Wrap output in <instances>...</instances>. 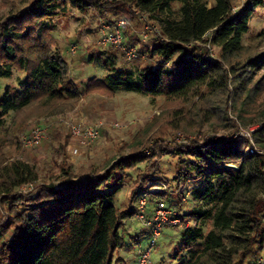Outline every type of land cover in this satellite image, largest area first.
Instances as JSON below:
<instances>
[{"label": "trees", "instance_id": "1", "mask_svg": "<svg viewBox=\"0 0 264 264\" xmlns=\"http://www.w3.org/2000/svg\"><path fill=\"white\" fill-rule=\"evenodd\" d=\"M262 2L244 0L235 10L233 0H29L22 9L0 15V81L19 74L16 86H6L0 95V123L10 112L32 103L78 97L67 65L53 46L50 24L67 6L95 7L111 17L106 22L120 20L121 15L133 18L134 12L144 14L161 30V36H151L144 52L153 63L133 71L116 69L114 59L106 58L102 64L108 73L102 79L90 78L85 89L187 101L205 91L225 92L230 86L240 95L248 86L245 69L259 63L255 57L241 59L242 35ZM175 3L177 8L172 7ZM125 27L126 23L122 31ZM209 46L218 49L215 59ZM238 115H250L248 122L258 120L253 141L264 150V110L250 113L241 107ZM51 131L49 138L27 149L48 146ZM245 145L240 137L229 141L209 137L172 148L177 158L173 179L179 185L200 178L191 195L209 206L180 214L183 224L192 225L181 226L180 248L187 255L178 264H254L264 254V159L245 154ZM145 158L133 153L112 163L102 175L41 184L27 195L12 190L38 179L34 166L16 159L1 167L5 193L1 201L7 205V217L0 223V264H112L123 245L125 220L136 211L116 208L114 195L124 171ZM64 173L68 178V171ZM151 198L155 197L149 202L155 203ZM179 206L180 199L173 207ZM206 223L210 227L204 230Z\"/></svg>", "mask_w": 264, "mask_h": 264}, {"label": "rangeland", "instance_id": "2", "mask_svg": "<svg viewBox=\"0 0 264 264\" xmlns=\"http://www.w3.org/2000/svg\"><path fill=\"white\" fill-rule=\"evenodd\" d=\"M28 2L0 0V15L22 9ZM243 2L233 0L234 9ZM178 6L179 3H175L172 7ZM133 15V18L120 16L126 23L123 30L126 43L137 49L136 57L131 61L125 60L114 48L99 44V26L111 17L100 14L97 8L79 10L67 6L64 13H58L50 20L54 29L53 46L65 61L79 95L75 100L35 102L6 115L4 122L0 123V168L16 159L33 165L38 175L32 183L33 189L50 182L58 185L68 179L76 182L87 175L96 177L107 171L112 163L133 153H141L146 156L145 161L124 171L114 195L116 208L131 211L132 194L139 182L144 187L148 181L154 183L158 180L164 181L167 186V191L160 196L169 205L175 206L180 199V206L176 207L180 214L189 212L191 208L207 207L191 195L192 189L200 184V178L179 185L173 179L177 158L172 148L183 145L180 142L182 139H218L236 133L240 127L259 124L258 120L248 122L250 115L240 118L238 110L241 107L250 113L264 110V2L255 8L248 31L242 35L245 49L241 59L255 57L254 60L259 63L258 67L245 69L250 75L248 86L240 95L230 86L225 92L209 94L205 91L202 96L197 95L187 101L151 98L124 90L85 89L90 78L102 79L108 73L102 64L106 58L114 59L116 69L133 71L153 63L144 56L152 35L142 37L144 24L152 22L147 21L144 14L134 12ZM72 45L76 47L75 52L70 50ZM209 49L211 58L215 59L217 47L209 46ZM18 75L14 73L10 79L0 81V95L6 86H16ZM254 87L255 92L249 91ZM65 121L82 124L101 121L103 124L96 141L73 153L76 141L71 137ZM45 123L49 125L47 138L53 129L50 144L45 148H23L19 142L21 135L33 126ZM145 150L149 153L145 154ZM64 170L68 171V178ZM116 176L117 173L112 176V181ZM19 190L13 189L12 193L28 194L25 189L24 192ZM4 195L0 186V223L7 217V205L1 201ZM153 206L154 202L150 201L149 209ZM124 227L127 230L123 234V245L115 252L112 264H138L139 254L149 248L151 230L134 215L126 218ZM209 227L210 224L206 223L204 230ZM182 234L181 226L164 225L155 245L150 248L149 264H178L184 259L187 252L180 248Z\"/></svg>", "mask_w": 264, "mask_h": 264}, {"label": "built area", "instance_id": "3", "mask_svg": "<svg viewBox=\"0 0 264 264\" xmlns=\"http://www.w3.org/2000/svg\"><path fill=\"white\" fill-rule=\"evenodd\" d=\"M125 21L120 19L115 22H102L99 26V44L102 46H110L115 50L119 51L123 58L127 61H131L136 57L137 49L133 45H129L125 41L123 34V26ZM161 36V30L154 23L146 22L143 26L142 37L147 36ZM75 45H72L70 50L75 52ZM69 130V133L73 139H75L76 144L72 149L73 153H77L80 147L88 146L89 144L96 141L100 135L102 122L97 121L92 124H82L77 122H64ZM117 126V124H115ZM260 124H250L246 127H240L236 130V133H232L227 137H221L226 141L230 139L240 137L246 141L244 148L245 154H256L264 159V150L257 149L253 141V134L258 129ZM49 130L48 124H39L33 126L26 134L21 135L19 142L23 148H30L39 145L44 139L47 138V133ZM215 139V138H213ZM203 139H178L183 145H188L191 141H202ZM144 153H149L145 150ZM227 165H232L237 167V163H229ZM147 181V180H146ZM140 184L136 187L132 194L131 210H136L134 216L136 219L142 222V224L151 230V239L149 243V248L142 251L138 256V264H149L150 248L155 245L156 238L160 234V230L164 225L170 226H184L189 227L191 222L187 221L183 224L180 217V213L175 207L169 205L160 195H164L167 191V186L164 181L158 180L154 183L148 181L146 186H141ZM149 186V187H147ZM148 188V189H146ZM21 191H31L32 184L28 183L19 187ZM19 190V191H20ZM23 191V192H24ZM153 196L156 198L154 206L149 209V199ZM254 264H264V256H259Z\"/></svg>", "mask_w": 264, "mask_h": 264}, {"label": "water", "instance_id": "4", "mask_svg": "<svg viewBox=\"0 0 264 264\" xmlns=\"http://www.w3.org/2000/svg\"><path fill=\"white\" fill-rule=\"evenodd\" d=\"M227 166L232 167V168H236L235 166H232V165H227Z\"/></svg>", "mask_w": 264, "mask_h": 264}, {"label": "crops", "instance_id": "5", "mask_svg": "<svg viewBox=\"0 0 264 264\" xmlns=\"http://www.w3.org/2000/svg\"><path fill=\"white\" fill-rule=\"evenodd\" d=\"M210 166V165H209Z\"/></svg>", "mask_w": 264, "mask_h": 264}]
</instances>
